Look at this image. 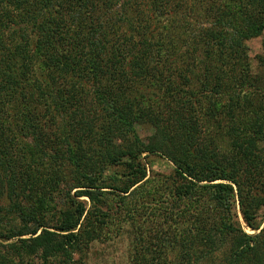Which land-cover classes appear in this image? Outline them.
I'll list each match as a JSON object with an SVG mask.
<instances>
[{"label": "trees", "instance_id": "trees-1", "mask_svg": "<svg viewBox=\"0 0 264 264\" xmlns=\"http://www.w3.org/2000/svg\"><path fill=\"white\" fill-rule=\"evenodd\" d=\"M263 34L264 0H0V264H89L129 205L132 264H264Z\"/></svg>", "mask_w": 264, "mask_h": 264}, {"label": "rangeland", "instance_id": "rangeland-1", "mask_svg": "<svg viewBox=\"0 0 264 264\" xmlns=\"http://www.w3.org/2000/svg\"><path fill=\"white\" fill-rule=\"evenodd\" d=\"M249 55L250 59L252 60L253 64L256 65L258 61V57L260 54L264 52V34L257 38H253L249 41ZM59 124L62 125L63 122L59 120ZM139 132L143 139L147 140L148 137L153 133V129L150 126H139ZM147 165H148V178L152 181L149 183L148 188L151 184L161 181L162 175H170L173 172V164L168 161L167 159H163L157 157L155 155H151L147 158ZM83 199L89 201L87 197H83ZM149 201H151L149 199ZM141 203L140 197L133 201V204ZM131 209H124L123 213L120 215H112L113 217L110 218L111 226L104 230L102 236L95 241L92 245L90 250L88 251L89 257L86 256V262L89 264H132V258L135 255V252H138L139 248H141L140 243H146L143 240V236L145 234V230L147 227H150V234L154 232L151 231L153 228L152 219L155 216L152 215V208L151 205L147 209H137V207H133L129 205ZM126 208V207H125ZM138 211V215L136 216L137 220L128 218L129 210ZM144 209V210H143ZM128 210V212H126ZM162 217V216H160ZM145 218V221H144ZM162 219H164L162 217ZM167 227L165 226V230ZM246 230L250 233L254 231L248 227ZM165 232V231H164ZM140 240H135V239ZM142 250H144L142 248ZM170 255V254H169ZM171 256V255H170ZM160 264H169L171 263L169 260H166V257L162 256L160 258Z\"/></svg>", "mask_w": 264, "mask_h": 264}]
</instances>
